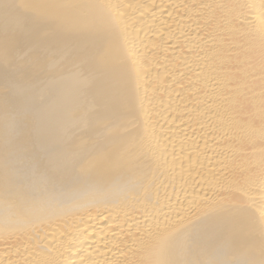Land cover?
I'll list each match as a JSON object with an SVG mask.
<instances>
[{"label":"bare ground","instance_id":"obj_1","mask_svg":"<svg viewBox=\"0 0 264 264\" xmlns=\"http://www.w3.org/2000/svg\"><path fill=\"white\" fill-rule=\"evenodd\" d=\"M0 264H264V0H0Z\"/></svg>","mask_w":264,"mask_h":264}]
</instances>
